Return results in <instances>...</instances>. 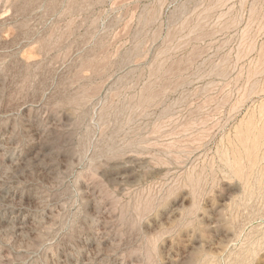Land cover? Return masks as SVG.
I'll return each instance as SVG.
<instances>
[{
	"label": "rangeland",
	"instance_id": "374dc122",
	"mask_svg": "<svg viewBox=\"0 0 264 264\" xmlns=\"http://www.w3.org/2000/svg\"><path fill=\"white\" fill-rule=\"evenodd\" d=\"M0 179V264H264V0H0Z\"/></svg>",
	"mask_w": 264,
	"mask_h": 264
},
{
	"label": "bare ground",
	"instance_id": "6f19581e",
	"mask_svg": "<svg viewBox=\"0 0 264 264\" xmlns=\"http://www.w3.org/2000/svg\"><path fill=\"white\" fill-rule=\"evenodd\" d=\"M11 165H12V164H11ZM0 180H1V179H0ZM2 184H3V183H2ZM4 189H5V188H4ZM4 189H3V190H4ZM6 189H7V188H6ZM2 195H3V194H2ZM5 195H6V194H5ZM32 213H33V212H32ZM21 229H22V228H21Z\"/></svg>",
	"mask_w": 264,
	"mask_h": 264
}]
</instances>
